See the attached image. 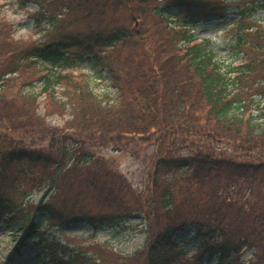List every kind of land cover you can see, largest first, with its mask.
<instances>
[{
  "label": "trees",
  "instance_id": "trees-1",
  "mask_svg": "<svg viewBox=\"0 0 264 264\" xmlns=\"http://www.w3.org/2000/svg\"><path fill=\"white\" fill-rule=\"evenodd\" d=\"M246 2L233 65L192 30L225 22L227 0H18L36 6L28 16L50 34L15 39L0 20V224L45 243L50 264L85 257L47 242L51 227L126 231L133 215L146 242L127 264H185L183 233L200 241L191 264H246V252L247 264H264V27L252 17L264 0ZM86 62L107 74L113 96L98 98L77 73ZM50 115L69 117L52 127ZM134 142L155 147L142 192L94 152Z\"/></svg>",
  "mask_w": 264,
  "mask_h": 264
},
{
  "label": "rangeland",
  "instance_id": "rangeland-1",
  "mask_svg": "<svg viewBox=\"0 0 264 264\" xmlns=\"http://www.w3.org/2000/svg\"><path fill=\"white\" fill-rule=\"evenodd\" d=\"M220 1V0H215ZM230 9L228 18L225 22L219 23L214 20L202 21L192 26V30L196 38L208 39L211 45L215 47L219 57L228 64L239 62L242 54L239 56H230L232 48V40L235 35L233 22L238 20V12L242 10H250V5L246 0H227ZM160 4V3H159ZM36 10V6L28 5L25 10L21 9L18 0H0V20L5 19L12 24V32L15 39L23 38L26 40H42L49 36V30H45V25H35L33 20L28 16ZM252 17L259 18L264 21V9L253 11ZM166 13L172 17H177L180 22L184 21V15H177L176 11L166 9ZM81 72L87 75L94 94L103 99L106 95L113 96L114 89L110 86L107 74L103 73L99 77L98 70L91 69L88 63H84L77 73ZM40 84L33 83V86L27 91L32 94H38ZM43 96L38 98V102L43 100ZM39 115H44L42 106L38 107ZM64 117L58 115H50L45 117V122L52 127H61ZM95 156L113 161L119 172L122 173L130 185L137 191H143L149 177V169L153 160L155 147L153 143L134 142L128 146L127 150H116L112 145L106 147H98L94 149ZM41 193L34 196V203L38 201ZM144 222L140 215H134L128 221L126 231H113L106 227L93 229L84 223L70 224L64 227H51L45 236L47 242L54 241L59 246L66 247L69 250H76L77 254L85 252V257L91 259L99 258L96 264H109V260L119 257V263H133L135 252L142 250L146 242V234L144 233ZM177 243L188 253L183 259L185 264H191L192 256L199 248L200 241L197 240L193 233H183L175 237ZM45 243L39 244L38 239L26 240L23 233H14L5 224H0V264H49V259L42 261V250ZM52 247L57 248L53 245ZM109 247L110 252L104 248ZM19 251V252H18ZM46 253L47 251H43ZM251 252H246L241 260L248 263ZM78 256V255H77ZM75 257V255H74ZM78 257L74 264H79L87 258ZM65 256V260H66ZM100 258H103L101 260ZM131 258L129 260H124ZM76 259V258H75ZM73 259V260H75ZM118 259V258H117ZM81 260V261H80ZM207 257L203 259L206 262ZM88 261V260H85ZM92 262V261H90ZM90 262H87L90 264ZM213 259L208 264H215ZM183 264V263H178ZM199 264V263H198ZM206 264V263H202Z\"/></svg>",
  "mask_w": 264,
  "mask_h": 264
}]
</instances>
